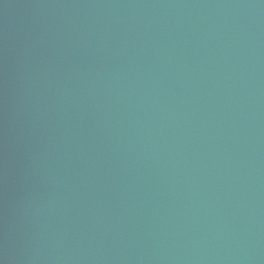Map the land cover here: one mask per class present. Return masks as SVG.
I'll list each match as a JSON object with an SVG mask.
<instances>
[{"label": "water", "instance_id": "obj_1", "mask_svg": "<svg viewBox=\"0 0 264 264\" xmlns=\"http://www.w3.org/2000/svg\"><path fill=\"white\" fill-rule=\"evenodd\" d=\"M0 264H264V0H0Z\"/></svg>", "mask_w": 264, "mask_h": 264}]
</instances>
